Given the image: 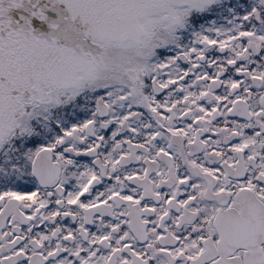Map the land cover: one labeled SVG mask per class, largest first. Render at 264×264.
<instances>
[{"label":"snow or ice","instance_id":"1","mask_svg":"<svg viewBox=\"0 0 264 264\" xmlns=\"http://www.w3.org/2000/svg\"><path fill=\"white\" fill-rule=\"evenodd\" d=\"M0 264H264V0H0Z\"/></svg>","mask_w":264,"mask_h":264}]
</instances>
